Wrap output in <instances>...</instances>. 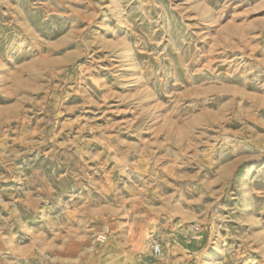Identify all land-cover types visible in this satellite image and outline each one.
<instances>
[{
  "label": "rangeland",
  "instance_id": "1",
  "mask_svg": "<svg viewBox=\"0 0 264 264\" xmlns=\"http://www.w3.org/2000/svg\"><path fill=\"white\" fill-rule=\"evenodd\" d=\"M168 263L264 264V0H0V264Z\"/></svg>",
  "mask_w": 264,
  "mask_h": 264
},
{
  "label": "built area",
  "instance_id": "2",
  "mask_svg": "<svg viewBox=\"0 0 264 264\" xmlns=\"http://www.w3.org/2000/svg\"><path fill=\"white\" fill-rule=\"evenodd\" d=\"M201 231L202 230H201L200 226H198L197 224H191L187 230L188 234L190 235V237L192 239L198 238L202 233ZM151 252H152V255L155 259L162 260L165 256V245H164V243L157 238H153L151 240ZM168 264H170V263H168Z\"/></svg>",
  "mask_w": 264,
  "mask_h": 264
}]
</instances>
